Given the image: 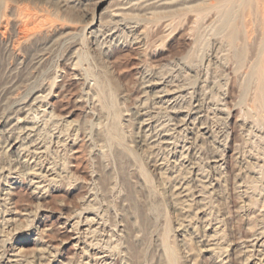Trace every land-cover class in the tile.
<instances>
[{"label":"rangeland","instance_id":"obj_1","mask_svg":"<svg viewBox=\"0 0 264 264\" xmlns=\"http://www.w3.org/2000/svg\"><path fill=\"white\" fill-rule=\"evenodd\" d=\"M126 1L88 0L85 5L66 8L62 2L50 0H0V166L4 167L0 189L11 193L5 204L0 203V264H15L8 258L20 248L23 253L19 264H83V245H77L71 228L75 219L67 225L64 217L84 208L97 219L92 224L98 227L95 238L112 239L113 246L119 242L115 247L100 249H108V255L97 259L98 264H125L133 254L137 258H132L131 264H167L161 245L166 234L177 243L180 264H191L195 259L198 264H222L229 255L232 264H243L242 251L251 224L239 205L242 199L260 200L264 195L257 181L246 178L245 161L243 164V159L259 154V145L264 146L252 122L261 115L254 99L257 84L248 86L234 79L227 90L222 68H217V73L206 72L202 59L209 53L210 20L208 10H197L202 0H162L159 5ZM30 13L40 15L36 30H29L25 24ZM93 15L97 19L114 15L121 23L108 27L113 31L111 36L99 34L96 39L90 31L96 30L99 22L86 30ZM25 26L30 35L27 39L22 37ZM130 27L137 29L136 34ZM137 35L142 39L139 42L134 40ZM257 50L253 44L248 52L250 61H255ZM189 64L197 66L196 72L189 69ZM150 69L162 72L158 77L167 76L172 81L170 88L179 91L157 99L158 106L174 98L182 105L190 102L192 95L203 102L199 125L206 126L210 133L197 150H192L194 160L200 155V164L210 173L206 181L215 186L207 189L204 194L208 197L202 203L195 204L207 214V219L203 214L194 217L195 232L191 226L178 225L180 211L171 189L159 178L139 142L142 131L134 119V109L138 96L143 95V72ZM156 88L152 94L160 87ZM39 95L45 97L36 99ZM218 108L231 115L218 113ZM27 115L28 121L38 126L31 140L43 146L44 152L29 156L25 152L21 160L28 159V163H19L18 150L9 149L8 143L31 125L25 119ZM165 115L158 117L164 121L169 117ZM171 116V123L179 119ZM186 132L188 135V129ZM174 133L175 144L171 142L167 151L161 149L157 157H169L170 162L173 156L180 157L184 134ZM223 139L228 140L226 145ZM215 154L226 162L219 171L211 168ZM34 167H43V173L48 169L53 177L43 174L42 183H30L25 173ZM146 169L149 178L142 172ZM239 171L244 175L239 177ZM254 172L247 174L258 176ZM190 184L201 189L197 181ZM263 203L254 205L259 226V222L264 224L260 216ZM211 210L212 216L208 215ZM12 216L15 221L9 222ZM217 226L225 227V238L221 236L223 243L212 254L205 250L206 240ZM187 241L192 242L194 250L185 248ZM198 246L205 248L203 252ZM41 251L42 258L35 257Z\"/></svg>","mask_w":264,"mask_h":264},{"label":"bare ground","instance_id":"obj_2","mask_svg":"<svg viewBox=\"0 0 264 264\" xmlns=\"http://www.w3.org/2000/svg\"><path fill=\"white\" fill-rule=\"evenodd\" d=\"M50 1H58V3L62 2L63 7L68 8V6H70L71 4L83 5L88 0H50ZM128 1L129 0H127L126 2ZM161 1L162 0H142L141 2L144 3L145 5H159L162 3ZM203 3L204 4L206 3L208 5L207 8H204L206 6H203ZM197 10L199 11L208 10V13H209L208 16H209L210 23L208 27H209V32H210L209 33L210 39L208 40V47H207V50L209 53H208L207 58L205 57L206 59L205 58L202 59V64L206 66V72L210 73L211 71L213 74V73H217V68L219 67L222 68L226 72L223 85H225L227 90H228V87L232 85L234 79L235 81H239L241 84L246 83V85L248 86L251 83L257 84L256 91L258 93L256 94L257 98L255 96L254 99L256 100L255 103H259V108H260L259 112L261 115H260V118L258 117L252 122L259 129L258 130L259 134L256 133L259 136L258 138L264 141V76H263V73H264V0H202L201 3H198ZM247 10H248V13L246 12ZM114 15L108 19H105L104 17H102L103 15L99 17V19H97L96 15H93L90 23L86 26V30H90L93 26H95L96 22H99L98 28L97 29L95 28L96 30L90 31L91 35L95 36L96 39L99 34L103 36L104 34H106L105 37L111 36L112 30L111 28H108V27L113 26L115 23L116 24L121 23V20L115 21ZM39 18H40V15H38L37 13H34V14L30 13V15L28 16V19L26 18L27 20L25 23L27 24L26 26L29 27V30H31L32 27H33L32 30H36L37 28L36 22L39 20ZM5 26L6 25H4V27ZM26 28H25V31H23V35L21 33L23 39H27L28 36H30L28 34L29 30L28 28L26 30ZM125 28L126 26L124 27V29ZM135 28L137 27L135 26ZM135 28L130 27L131 29L130 32H132L133 30V34H136L135 30L137 29ZM22 30H23V27H22ZM134 40L139 42L142 39L140 38V35H137V37H135ZM253 44L257 46L258 50L255 53V56H256L255 61H250L251 58L250 59L248 58L249 57L248 52L250 51V49H252ZM232 57L234 58V60H232ZM189 65H190L189 69L192 71L194 70L196 72L195 69L197 68V66H193L192 64H189ZM248 65H249V68L245 72V68ZM146 72H149L148 77L146 76ZM143 73H144V76H142L143 78L141 77L143 95L141 94V96H138V102H137L138 104L136 105L134 109V116H135L134 119L136 121L137 127L139 128V131H142V135L139 136L140 138L139 142H142L141 145L143 146L145 150H147L149 156L151 157L152 165L154 166V169L157 170L159 178L163 180V182H165L168 185V187H170L171 189V195L174 200L175 206H177L178 210L180 211V218L178 219L179 220L178 225L181 228H184V227L186 228L187 226H191V229L195 232L197 231V227L196 225L194 226L193 224L194 217L201 218L200 214H203L204 216L207 215L206 213L202 212L203 208L202 210L197 209V207H195V204L198 202L202 203V201L208 197V196H205L204 194L207 191V189L210 186H212L211 188L213 189V187L215 186L213 183H209L206 181L207 178L209 179L210 173L208 174V170L205 168V165L202 166L200 164V161H199L201 158L200 155L196 158V161L194 160L195 153L193 154V150H192L193 148L194 150L195 149L197 150V147L200 146L199 143L204 142L203 139L208 137L207 134L210 133L206 126L199 125V122L201 121V117H202L200 113L202 112L203 102L200 101V98L198 97L197 98L195 97L193 99L194 96L192 95L190 96L191 97L190 102L188 103L185 102L182 105L180 104V102L176 101V98H174V99H167V101L165 100L164 102H162L161 106H158L156 104L157 99L159 100V98L161 97V100H163L164 97L168 98L170 95L177 93L179 91H175L174 89L170 88L169 83H172V81L167 80L166 78L167 76L158 77L160 74L161 75L163 74L162 72L158 70L150 69V70H146ZM156 87H160V88L157 91H155L154 94H152L151 93L152 89ZM180 88H182V86ZM181 90H180V93H182ZM180 96H183V95H180ZM186 96H188V93ZM44 97L45 96L43 95H39L37 96L36 99H41ZM179 98L181 97H178V99ZM163 104H167V105L164 106ZM220 112L223 114H227V117L231 115L230 112L225 113L226 111L223 108H218V113ZM163 113H166V115H169V117L167 116L168 118L166 117V120L164 121H162L161 118L158 117V114L163 115ZM173 114L176 115L177 117L179 116V119H177L176 122L171 123L170 122L172 121L171 115ZM217 114L215 118L217 117ZM27 116H25L26 117L25 119L28 121L29 116L28 117ZM227 117H218V118L219 119L225 118L226 120ZM28 122L31 123L30 126L26 127V129L24 127V130L20 126L22 130L18 129L20 131L17 132L19 136L24 134V137L21 136L22 142H20L19 144V140H18L19 136H17V138L15 137V139L12 140V142L8 143L9 149L16 148V150H18V154H20L19 157H17L19 158V161H18L19 163H28V159L23 158L24 160H21L22 155H25V152L27 153V156H29V154L40 155L44 152L43 146L41 145L37 146L35 145V141L31 140V136H32L31 133L35 131L37 132L38 130L37 124L36 123L34 124V121H28ZM169 123H171V126ZM116 124H117V120H116L115 126L112 127L114 130L117 128ZM246 126L249 127L248 124H246ZM187 129L189 131L188 135L186 132ZM174 132L180 135L184 134V138L182 137L184 140H182L181 142L182 150H180V157L177 158L176 156H173L174 160H172L173 162L172 163L170 162L169 157L161 158V157H157V154H159L161 149L167 151L168 146L174 143L173 141L175 138ZM229 135L230 134L228 132L226 135V138H228ZM177 141H176V144H177ZM222 141L225 142V145H226V141L228 140L223 139ZM260 147H261V150L257 151V153L259 154L255 155L251 153L252 155H250L247 160L243 159V164L245 161V165H246L245 168L247 172L251 173V171L253 170V171H256L254 173L258 175V176H251L250 174L248 175L246 172V175H245L246 178L250 179L253 182L257 181V183H259V186L262 187L261 190L264 191V146L259 145V149ZM16 152L17 151H15V153ZM198 153L200 152L198 151ZM17 158L15 160H17ZM211 159H212L211 168H213V170L219 171V169L222 168V166L225 165L226 163L224 161L225 159L220 158L219 155L217 154L213 155ZM3 169L4 167H1L0 175L4 173ZM145 171H142L145 174L144 176L145 177L147 176L149 178V171L147 169ZM241 173L242 172L238 174L239 177L244 175ZM43 174H45L46 177L49 175L50 176L52 175V173L48 172V169L46 170V172L43 173V167H34L30 169L29 172L27 170V173H25V175L30 178V181H31L30 183H33L36 185H39L40 183L43 182V181L41 182V177ZM221 177L222 176H220L217 179L216 183L218 185L221 184V180H222ZM194 181H197L200 183L199 185H197L201 188L200 190L194 188L195 186L194 187L192 186L193 183L192 185L190 184L191 182H194ZM241 187H243L242 184L240 185V188ZM37 188H39V186H37ZM245 188L247 190L246 186ZM2 191L3 190L0 189V203L5 204L6 203L5 201L7 199L6 197L10 196L11 193L9 190L8 191L4 190L3 191L4 193H2ZM210 193L212 194L211 191ZM260 201L264 202V195L260 198V200H258L257 198L242 199V204L239 205L240 209L243 208L246 210L247 221L249 224H251V227H250L251 230H248L249 234L247 235L246 245H244L245 250L242 251L244 254L242 258L243 264H264V224L261 225V223L259 222L260 226L257 225L258 223H256L255 220L257 221L258 217L256 214H254L256 213V210L254 209V205L256 206V204H258ZM94 207L95 206H92L93 209ZM212 211L213 210H211V212L208 213V215L212 216ZM260 211H261L260 216L261 218L264 219V208H262V210ZM64 218H65L64 223L67 225L70 224V222L75 219V222L71 223V228L74 230L75 235L73 236V238H76L77 245L79 246L81 243L83 245L81 247L83 250V255H82L83 264H92L95 261H96L95 264H98L99 261H97V259H100L102 257L105 258L106 257L105 255H108L107 253L108 249H106L105 251L106 253L103 250L107 248V246L108 247L110 246L112 248L113 245H111L110 243L112 239H109L107 241H105L104 239L105 241L104 242L102 241L101 238L94 237L98 227L96 226V228H93L92 224H94L95 223L94 221L97 219H95V216H92V213L90 212L89 208L80 209L76 213L69 214L68 216H65ZM10 219L8 220L9 222L15 221L14 216L10 217ZM206 219H207V216H206ZM85 225L87 226L85 227ZM224 229L217 226L213 230V234L208 236L210 238L206 240L207 241L206 242L207 246L205 247L206 249L204 247L198 246L199 251L203 252V250L205 249L206 251H209L210 253L215 254L216 250H218L221 243H223L221 242L223 241L221 236L225 238ZM95 239H96V242H95ZM135 239H137V237H135ZM117 243L115 244L113 243L114 244L113 247L117 246ZM161 245L163 248L164 255L167 256V264H180L181 257H180L179 248L177 246L176 241L172 240L170 236L166 234ZM184 245H185V248L189 249V251L195 249L191 241L185 242ZM95 246L97 248H94ZM93 249H97L98 252L96 251L93 252ZM100 249H103V250L100 251ZM22 253L23 251L21 250V248L18 250L17 249L14 250L13 252H11L9 256L10 258H8L9 261L15 264L16 263L19 264L22 261ZM50 253H53V252L51 251ZM43 254L44 253H42L41 251V254L40 255L38 254L35 257L42 258ZM132 258H137V256L135 254L131 255L128 259H126L125 264H131ZM226 259H229V260L225 261L224 259H222V264H227V262H229V264H232L231 262L233 259L230 257V255ZM39 264L41 263L39 262ZM106 264H110V262L108 263L106 262ZM191 264H198V259H195V261H193V263Z\"/></svg>","mask_w":264,"mask_h":264}]
</instances>
